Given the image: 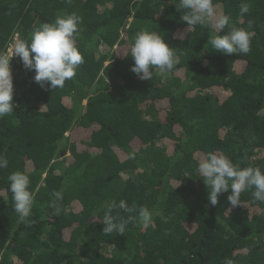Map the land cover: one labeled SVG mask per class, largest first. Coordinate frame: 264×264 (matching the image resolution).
<instances>
[{
    "label": "trees",
    "instance_id": "trees-1",
    "mask_svg": "<svg viewBox=\"0 0 264 264\" xmlns=\"http://www.w3.org/2000/svg\"><path fill=\"white\" fill-rule=\"evenodd\" d=\"M178 2L0 0V51L74 12L85 61L57 90L35 83L19 57L10 61L16 107L0 119L8 159L0 169V264H264V204L244 192L233 208L229 191L212 206L195 172L208 152L264 171V0H213L253 33L251 51L231 56L205 46L211 30L189 29ZM245 2L250 11L241 16ZM142 29L175 49L170 75L154 70L141 80L131 71L130 46ZM14 171L30 177L27 222L12 208ZM56 191L60 215L50 207ZM113 199L146 206L152 223L104 235L101 206Z\"/></svg>",
    "mask_w": 264,
    "mask_h": 264
},
{
    "label": "clouds",
    "instance_id": "clouds-1",
    "mask_svg": "<svg viewBox=\"0 0 264 264\" xmlns=\"http://www.w3.org/2000/svg\"><path fill=\"white\" fill-rule=\"evenodd\" d=\"M177 9L183 10L181 20L190 28L206 26L211 30L205 46L224 55L243 54L251 51L253 33L245 28H238L231 23V17L216 11L213 0H179ZM240 15L249 13L250 5L241 3ZM253 21L249 20L248 27ZM82 17L76 13L57 16L54 22H43L34 26L27 40L14 38L9 45L11 51H0V119L13 113V75L10 61L13 56L19 57L26 71H34L33 81L42 89H63L65 82L75 77L77 69L85 62L84 56L77 47L80 36ZM227 29L220 35L221 30ZM130 56L134 64L131 71L141 80H151L154 70L170 75L177 64L175 49L165 43L156 31L142 29L136 33L130 46ZM135 152L129 158H135ZM8 167V159L0 153V169ZM207 188L208 202L216 206L220 195L230 191L227 201L235 208L241 203V194L251 192L253 202L264 204V171L261 167H241L228 156L208 152L201 158L195 168ZM9 191L13 211L21 222H27L32 216L34 195L29 190L30 177L23 171H14L8 176ZM50 207L55 215L62 209L56 201L63 199V194L56 191ZM103 234H125L130 222L140 226L152 223L153 213L146 207L129 206L125 200H111L103 204ZM128 213L127 218L119 213ZM115 212V215L113 214ZM223 264H234L225 259Z\"/></svg>",
    "mask_w": 264,
    "mask_h": 264
},
{
    "label": "rangeland",
    "instance_id": "rangeland-1",
    "mask_svg": "<svg viewBox=\"0 0 264 264\" xmlns=\"http://www.w3.org/2000/svg\"><path fill=\"white\" fill-rule=\"evenodd\" d=\"M216 11L219 12V13H221V10H219V9H216ZM71 102H72V104H73L74 106H75V105H76L77 107L79 106V105L77 104V101H76V95H73V96H72V98H71ZM85 104H86V103H83V105H85ZM69 135H70V134H69ZM67 156H69V155H67Z\"/></svg>",
    "mask_w": 264,
    "mask_h": 264
},
{
    "label": "built area",
    "instance_id": "built-area-1",
    "mask_svg": "<svg viewBox=\"0 0 264 264\" xmlns=\"http://www.w3.org/2000/svg\"><path fill=\"white\" fill-rule=\"evenodd\" d=\"M14 38H18V36L16 35ZM11 44V43H10ZM9 44V45H10ZM7 51H9V53H10V51H11V49H10V47L8 46V49H7ZM18 57H16V56H13L12 58H11V60H13V59H17Z\"/></svg>",
    "mask_w": 264,
    "mask_h": 264
}]
</instances>
